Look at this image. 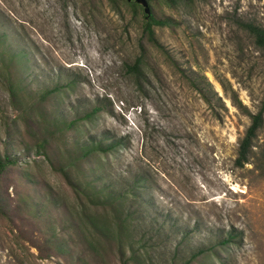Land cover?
<instances>
[{"label":"rangeland","instance_id":"1","mask_svg":"<svg viewBox=\"0 0 264 264\" xmlns=\"http://www.w3.org/2000/svg\"><path fill=\"white\" fill-rule=\"evenodd\" d=\"M147 6L0 0V264H264V47L246 28L264 29V0ZM150 14L169 20L159 46ZM142 177L119 212L88 207L86 184Z\"/></svg>","mask_w":264,"mask_h":264},{"label":"trees","instance_id":"2","mask_svg":"<svg viewBox=\"0 0 264 264\" xmlns=\"http://www.w3.org/2000/svg\"><path fill=\"white\" fill-rule=\"evenodd\" d=\"M169 3H174L175 0H167ZM169 23V20H160V19H156L154 18L153 15H149L145 25L143 27V31L144 33L147 35L148 40L155 46H159L155 36H154V26H162V25H166ZM246 28L248 29V31L251 33V35L254 38V41L256 43V45L260 46V47H264V29L260 28L258 26H254V25H246ZM140 58H137L136 61L132 64V65H127L126 67V71L128 73H132V74H139L140 72ZM58 88H52L50 90H46L43 94V98H45L47 95L53 93L54 91H56ZM92 113V112H91ZM91 113H87L84 115V117H89L91 115ZM251 118V123L250 125L247 127L243 137L241 138L239 145H238V150H237V155L235 158V164L237 166H243L245 163H247L248 161V157L252 151V146H253V139L256 136V132L258 131V129L261 128L262 124H263V111H259L255 114H252L250 116ZM95 147L93 149H97L100 152H107L111 149H114L116 144H110V145H106L103 146L102 141H95L93 142ZM93 149L90 150H84L82 157H87L91 152H94ZM3 167V162L0 161V170ZM145 182V178H139L137 179L133 185L128 186L129 190L128 192H126V194L124 193H120L119 195H115L116 193L113 190H110V188L105 187V188H94L93 186H91V184H86V188L87 190H84L83 193L86 196L89 206L88 207H92L93 209H96L99 206H113L115 207V212H119L117 207H122L123 203H124V198L127 196H133L134 198L137 199H141V191L142 189H144L146 186L144 184ZM107 189L108 192L106 191ZM86 206H84L85 208ZM117 213L116 215V219L117 221L121 222L123 221L121 219V216H119ZM97 220H93V224H91L92 226H96V224H94ZM237 237L236 234H228L226 238H223L219 244L221 245H226L229 243H232L233 238ZM204 250H198L196 253H194L192 255V259L197 257L198 255L202 254Z\"/></svg>","mask_w":264,"mask_h":264},{"label":"water","instance_id":"3","mask_svg":"<svg viewBox=\"0 0 264 264\" xmlns=\"http://www.w3.org/2000/svg\"><path fill=\"white\" fill-rule=\"evenodd\" d=\"M136 1L142 4L146 12L149 11L148 6H147V0H136Z\"/></svg>","mask_w":264,"mask_h":264}]
</instances>
